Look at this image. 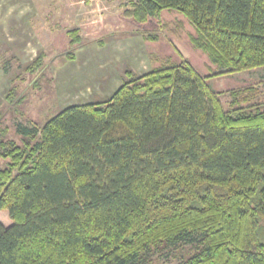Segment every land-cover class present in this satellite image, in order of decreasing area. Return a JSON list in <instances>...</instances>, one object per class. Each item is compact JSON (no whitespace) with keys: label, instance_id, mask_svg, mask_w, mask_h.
<instances>
[{"label":"trees","instance_id":"trees-1","mask_svg":"<svg viewBox=\"0 0 264 264\" xmlns=\"http://www.w3.org/2000/svg\"><path fill=\"white\" fill-rule=\"evenodd\" d=\"M128 2L123 17L141 24L180 11L222 72L123 71L109 100L0 140V210L14 223L0 222V264H140L163 244L200 247L180 264H264V82L229 91L227 108L208 84L264 68V0Z\"/></svg>","mask_w":264,"mask_h":264},{"label":"rangeland","instance_id":"rangeland-1","mask_svg":"<svg viewBox=\"0 0 264 264\" xmlns=\"http://www.w3.org/2000/svg\"><path fill=\"white\" fill-rule=\"evenodd\" d=\"M40 8L38 24L41 67L27 71L30 64L15 53L0 55V140L21 144L25 138L19 125L43 127L62 110L80 104L109 100L117 90L95 97L102 86L108 89L123 71L137 74L140 61L154 68L167 61L181 65L187 61L202 75L222 72L192 44L195 28L180 11L166 10L161 19L136 23L122 13L128 0H35ZM79 30L81 42L72 45L68 32ZM28 64V65H26ZM139 75H142L141 73ZM264 82V68L210 79L215 93L228 92ZM11 93V95H9ZM93 94V95H92ZM90 96V97H89ZM91 100L82 102L81 99ZM84 99H82L84 101ZM10 160L0 158V170ZM0 222L12 226L7 211L0 210ZM196 244L160 245L141 256L140 264H180L192 257Z\"/></svg>","mask_w":264,"mask_h":264},{"label":"crops","instance_id":"crops-1","mask_svg":"<svg viewBox=\"0 0 264 264\" xmlns=\"http://www.w3.org/2000/svg\"><path fill=\"white\" fill-rule=\"evenodd\" d=\"M40 12L35 0H0V55L15 53L20 60L30 64L34 58L45 53L41 41L36 40L39 36ZM148 61L149 58L140 61L137 71L139 74L143 75L154 69ZM119 79L120 76L117 75L116 82L108 89L103 86L99 88V92L95 91V97L100 99L101 94L120 88L122 83ZM89 97L82 98L84 101H81L91 100Z\"/></svg>","mask_w":264,"mask_h":264}]
</instances>
